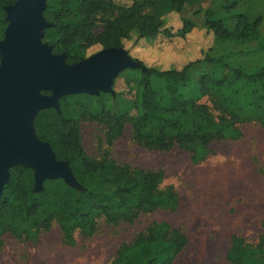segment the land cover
Returning <instances> with one entry per match:
<instances>
[{
	"label": "trees",
	"instance_id": "1",
	"mask_svg": "<svg viewBox=\"0 0 264 264\" xmlns=\"http://www.w3.org/2000/svg\"><path fill=\"white\" fill-rule=\"evenodd\" d=\"M198 1L133 0L131 5L123 7L112 0H60L61 8L51 12L55 34L48 42L58 54L66 53L67 64H75L86 58L91 47L122 48L133 34L137 40L147 41L162 33L168 37H186L197 24L184 18L182 28L172 32L167 27L166 17L180 15L186 6ZM15 2L0 0V42L9 24L6 8ZM150 5L154 12H145ZM236 5L235 0H228L223 10L231 13ZM229 20L233 21V26ZM262 21L261 16L252 20L244 13L221 17L208 9L201 27L213 32L218 40L245 42L259 36ZM135 61L141 88L140 115L135 119L127 113L113 114L106 108L93 114L79 95L63 97L60 111L49 108L38 113L34 120L35 134L41 142L51 146L58 161L69 163L85 190L76 191L57 180L50 183L62 188V197H41L34 191V172L21 165L13 167L10 181L0 197V229L16 231L17 223L8 224V219L18 217L27 229L39 232L49 230L55 218L62 229L72 231L89 224L88 229L93 230L95 214L104 215L109 221L125 218L131 223L142 214L178 209L179 195L174 186L164 184L163 171L133 168L116 161L109 152L99 157L89 155L83 145V121L103 124L109 147L130 126L132 139L139 146L156 151L190 150L195 163L204 161L213 142L239 139L242 136L240 125L246 120H257L264 125V117L255 111L252 102L258 83L264 80V67L248 73L229 67L223 57L211 58L207 54L181 69L149 68L142 61ZM200 63L214 64L220 70L229 69L231 75H202L197 81L198 96L188 97L184 90L193 85L190 69ZM100 185L109 193H102L98 189ZM52 204L54 207L49 209ZM116 209L121 210L120 214H116ZM24 233L30 235L29 231ZM136 243L142 259L132 262L130 254L134 250L129 248L124 250L117 264H174L189 241L180 230L162 224L156 225L148 235L140 233ZM227 260L230 264H264V232L256 243L233 235Z\"/></svg>",
	"mask_w": 264,
	"mask_h": 264
},
{
	"label": "rangeland",
	"instance_id": "2",
	"mask_svg": "<svg viewBox=\"0 0 264 264\" xmlns=\"http://www.w3.org/2000/svg\"><path fill=\"white\" fill-rule=\"evenodd\" d=\"M112 1L123 7L133 3V0ZM227 1L199 0L186 6L180 15L168 14L167 27L172 32L182 28L184 18L197 24L198 27L186 37H168L162 33L147 41L137 40L133 34L131 40L124 41L121 49L133 60L138 59L149 68L162 70L181 69L190 62L202 60L206 54L211 58L223 57L229 67L248 73L264 67V0H235L237 5L231 13L223 10ZM45 5L42 16L48 25L39 31L40 42L52 47L53 56H66V53L58 54L48 42L55 34L51 12L61 8L60 0H47ZM208 9L221 17L244 13L254 20L261 16L263 21L259 36L245 42L218 40L213 32L201 27ZM145 12H154V7L148 6ZM229 24L233 26V21L229 20ZM103 50L101 46L95 45L88 49L85 59ZM219 70L214 64H196L190 69L193 85L185 89L184 94L188 97L198 96L197 81L204 74L231 75L229 69ZM139 80V71L126 68L112 76L110 90L77 95L93 114L106 108L113 114L127 113L135 119L140 115ZM256 88L257 95L252 102L255 111L264 117V80ZM43 93L51 95L50 92ZM240 128L242 136L239 139L213 142L204 161L195 163L190 150L173 148L156 151L139 146L132 139L130 126L109 147L105 141V126L83 121V145L89 155L99 157L109 152L116 161L127 163L133 168L163 171L164 184L174 186L179 195L178 209L142 214L131 223L125 218L113 222L104 215L95 214L92 218L93 230L88 229L89 224L72 231L62 229L55 218L49 230L39 232L37 229H27L18 217H12L8 219V224L17 223V230L9 232L0 229V264H117L124 250L129 248L134 250L130 254L133 262L143 257L137 248L138 235H148L156 225L162 224L180 230L189 241L174 264H230L227 253L233 235L256 243L264 232V125L250 119L241 123ZM16 166L19 165L13 167ZM24 167L34 172V191L41 197H62V188L50 183L57 180L76 191L85 190L72 169V183L61 176L46 178L38 184L36 169ZM98 189L102 193H109L103 185L98 186ZM53 207V204L48 206L49 209ZM115 212L120 214L121 210L116 209ZM24 231H29L30 235Z\"/></svg>",
	"mask_w": 264,
	"mask_h": 264
},
{
	"label": "water",
	"instance_id": "3",
	"mask_svg": "<svg viewBox=\"0 0 264 264\" xmlns=\"http://www.w3.org/2000/svg\"><path fill=\"white\" fill-rule=\"evenodd\" d=\"M46 1L16 0L6 8L9 24L0 42V196L15 165L35 168L38 184L61 176L72 183L69 163L58 161L51 146L35 134V118L49 108L60 111L65 96L108 91L116 72L138 67L121 48L75 64H67L65 55L53 56L39 36L48 25L42 16Z\"/></svg>",
	"mask_w": 264,
	"mask_h": 264
}]
</instances>
